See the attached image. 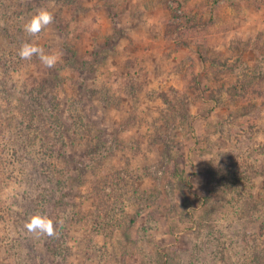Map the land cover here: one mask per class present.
Segmentation results:
<instances>
[{"label":"rangeland","instance_id":"obj_1","mask_svg":"<svg viewBox=\"0 0 264 264\" xmlns=\"http://www.w3.org/2000/svg\"><path fill=\"white\" fill-rule=\"evenodd\" d=\"M255 251L264 0H0V264Z\"/></svg>","mask_w":264,"mask_h":264},{"label":"clouds","instance_id":"obj_2","mask_svg":"<svg viewBox=\"0 0 264 264\" xmlns=\"http://www.w3.org/2000/svg\"><path fill=\"white\" fill-rule=\"evenodd\" d=\"M52 19V16L46 10L40 11L35 15L28 24L25 25V29L30 33L38 32L44 25L48 24ZM27 48V46H26ZM21 55H27L26 50H22ZM49 66L55 62V57L44 58Z\"/></svg>","mask_w":264,"mask_h":264},{"label":"trees","instance_id":"obj_3","mask_svg":"<svg viewBox=\"0 0 264 264\" xmlns=\"http://www.w3.org/2000/svg\"><path fill=\"white\" fill-rule=\"evenodd\" d=\"M258 207H259V201L257 199H255V198L251 199V203H249L247 212L250 214L251 210H256L257 211ZM250 221H251V219H250ZM260 252L261 251H257V252L255 251V253L253 254L254 258L251 259V261L253 262V260H255L254 264H259V262H260Z\"/></svg>","mask_w":264,"mask_h":264}]
</instances>
